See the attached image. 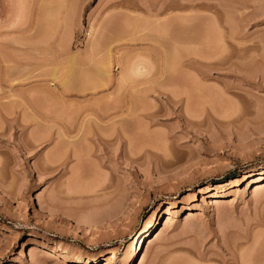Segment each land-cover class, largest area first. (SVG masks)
I'll return each instance as SVG.
<instances>
[{
    "label": "rangeland",
    "instance_id": "1",
    "mask_svg": "<svg viewBox=\"0 0 264 264\" xmlns=\"http://www.w3.org/2000/svg\"><path fill=\"white\" fill-rule=\"evenodd\" d=\"M257 183L264 0H0V264H264Z\"/></svg>",
    "mask_w": 264,
    "mask_h": 264
},
{
    "label": "bare ground",
    "instance_id": "2",
    "mask_svg": "<svg viewBox=\"0 0 264 264\" xmlns=\"http://www.w3.org/2000/svg\"><path fill=\"white\" fill-rule=\"evenodd\" d=\"M120 1H121V0H120ZM112 4H113V3H112ZM112 4H111V5H112ZM163 4H164V3H163ZM111 5H110V6H111ZM114 5L117 6V3L114 4ZM114 5H113V7H114ZM118 5H119V4H118ZM121 6H122V5H121ZM164 6H165V5H164ZM114 8H115V7H114ZM170 8H171V7H170ZM161 9H162V8H161ZM162 10H163V9H162ZM156 11H157V10H156ZM149 12H151V11H149ZM149 12H148V13H149ZM157 12H158V11H157ZM150 15H151V14H150ZM153 16H154V14H153ZM127 17H128V16H127ZM156 17H157V16H156ZM180 20H181V19H180ZM180 20H179V21H180ZM163 21H164V20H163ZM170 21H171V20H170ZM179 21H178V22H179ZM165 22H166V20H165ZM171 22H172V21H171ZM166 23H167V22H166ZM184 24H185V23H184ZM163 26H165V25H163ZM160 27H161V26H160ZM167 27H168V26H167ZM165 28H166V27H165ZM165 28H164V35H165V33H167V32H165V31H166ZM168 28H169V27H168ZM158 30H159V29H158ZM160 31H162V30L160 29ZM162 32H163V31H162ZM162 32H161V33H162ZM161 35H162V34H161ZM92 37H93V36H92ZM163 37H164V36H163ZM168 38H169V37H168ZM177 40H178V38H177ZM170 42H171V41H170ZM173 42H174V41H173ZM177 42H179V41H177ZM175 51H176V50H175ZM175 51H174V52H175ZM166 54H167V53H166ZM166 58H167V55H166ZM72 60H73V59H72ZM72 60H70V63H71V64L69 63L70 65H72L73 62H74V61H72ZM70 65H69V66H70ZM73 65H74V64H73ZM73 65H72V66H73ZM72 66H70V67L72 68ZM110 67H111V65L108 64V66H102L101 69H100V67L97 68L98 75L101 76L100 78H102V80H103V79H106V80H107V79H110V78H111V68H110ZM68 68H69V67H68ZM70 70H71V69H70ZM53 73H54V72H53ZM119 76H120L119 79H122V78H123V77H122V72L119 74ZM52 77H54V76H52ZM103 77H105V78H103ZM67 78H68V76H67ZM99 80H100V79H99ZM106 80H104V81H106ZM109 82H110V80H109ZM119 83H120V82H119ZM65 86H66V85H65ZM99 86H100V85H99ZM100 88H101V87H100ZM69 89H71V88L69 87ZM257 176H258V175H257ZM258 177H259V176H258ZM259 179H260V178H259ZM259 179H258V181H259ZM261 184H262V183H257V184H255V185H254V186H255L254 191H258L259 189H262L264 185H261ZM211 196H212V198H216L217 195L214 194V195H211ZM172 204H173V203H172ZM189 215H192V214H189ZM188 218H189V217H188ZM167 220H168V218L166 219V221H167ZM149 223H150V222H149ZM149 223H147V224L143 227L144 229H142V230H143L144 233H148V231H149V230H148V227H150V224H149ZM151 225H152V224H151ZM144 233H143V234H144ZM45 254H48V253H45ZM48 255H49V256H48ZM48 255L46 256L47 258L49 257V258H52V259L55 258V260L57 259L56 256H55V257L53 256V257H54V258H53L50 254H48ZM56 255H57V254H56ZM50 256H51V257H50ZM62 256H63V255H62ZM70 258H73V257H70ZM94 258H95V257H94ZM52 259H51V260H52ZM64 259H65V258H64ZM67 259H68V258H67ZM51 260H50V261H51ZM85 260H86V259H85ZM88 260H90V259L88 258ZM81 261H82V260H81ZM86 262H87V261H86ZM89 262H90V261H89ZM89 262H88V263H89ZM80 263H81V262H80ZM240 264H248V263H247L246 261L240 260Z\"/></svg>",
    "mask_w": 264,
    "mask_h": 264
}]
</instances>
